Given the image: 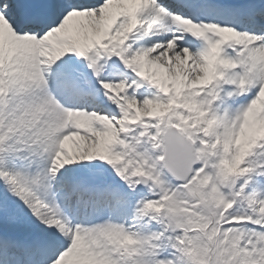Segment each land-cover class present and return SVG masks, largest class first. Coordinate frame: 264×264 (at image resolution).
I'll return each mask as SVG.
<instances>
[{"label":"snow or ice","instance_id":"1","mask_svg":"<svg viewBox=\"0 0 264 264\" xmlns=\"http://www.w3.org/2000/svg\"><path fill=\"white\" fill-rule=\"evenodd\" d=\"M0 264H264V0H0Z\"/></svg>","mask_w":264,"mask_h":264}]
</instances>
